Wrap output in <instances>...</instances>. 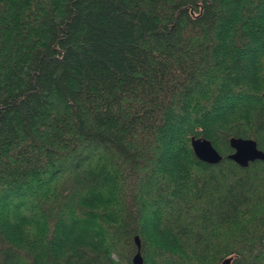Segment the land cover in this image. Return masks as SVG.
<instances>
[{
	"label": "trees",
	"instance_id": "obj_1",
	"mask_svg": "<svg viewBox=\"0 0 264 264\" xmlns=\"http://www.w3.org/2000/svg\"><path fill=\"white\" fill-rule=\"evenodd\" d=\"M231 137L264 151V0H0V264H264Z\"/></svg>",
	"mask_w": 264,
	"mask_h": 264
},
{
	"label": "water",
	"instance_id": "obj_2",
	"mask_svg": "<svg viewBox=\"0 0 264 264\" xmlns=\"http://www.w3.org/2000/svg\"><path fill=\"white\" fill-rule=\"evenodd\" d=\"M190 144L194 155L201 161L208 164H216L221 161L222 155L212 145L211 141L204 137L190 138ZM229 145L232 148V152L229 153L226 158L234 161L241 167H246L250 162L255 160L264 161V151L257 147L255 140L250 138L231 137L229 139ZM264 243V238L262 239ZM134 244L136 251L132 257V264H143V258L141 256V242L140 238L134 236ZM231 258H226L221 264H229Z\"/></svg>",
	"mask_w": 264,
	"mask_h": 264
}]
</instances>
